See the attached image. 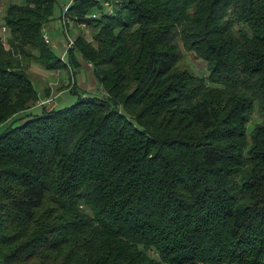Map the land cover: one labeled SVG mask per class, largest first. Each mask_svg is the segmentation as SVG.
I'll use <instances>...</instances> for the list:
<instances>
[{
	"label": "trees",
	"instance_id": "trees-1",
	"mask_svg": "<svg viewBox=\"0 0 264 264\" xmlns=\"http://www.w3.org/2000/svg\"><path fill=\"white\" fill-rule=\"evenodd\" d=\"M56 2L3 3L0 264H264V0H70L65 58ZM78 56L98 93L31 112Z\"/></svg>",
	"mask_w": 264,
	"mask_h": 264
},
{
	"label": "rangeland",
	"instance_id": "rangeland-1",
	"mask_svg": "<svg viewBox=\"0 0 264 264\" xmlns=\"http://www.w3.org/2000/svg\"><path fill=\"white\" fill-rule=\"evenodd\" d=\"M63 1L68 3L69 0H63ZM22 2H23V0H0V5H1V7H0V24L2 23V16L4 13L3 3L7 4V3H22ZM61 6H62V3L60 2V0H57V2L55 3V6H54L53 18L48 20L44 25L45 29L49 35V42H50L49 44L55 50V52H58L59 48L62 49V47H65L67 37H70L73 40L79 34L84 36L85 38H88V39H91V37H92L91 30H90V27L88 25H85V24L83 25V24H79V23L77 24V23L71 22L69 20H68V24H66L67 19L65 17H64L65 21H64V25H63V22L61 21L63 16L61 15L62 17H59V12H60ZM6 33H7L6 30L2 32L1 28H0L1 39H3V40L6 39L5 38L7 36ZM182 52H183V57L177 61V67L178 68H180V69H182V68L191 69L194 72L198 73L199 75H203V76L206 75L207 68L204 65L203 61H201L198 58H194V56L190 52L184 50L183 48H182ZM65 54L63 55L64 57L66 56ZM33 65L37 66V67H33V66L28 67L27 72L29 73L30 77L32 78L33 82L35 83V85L37 87L38 94H39L37 98L39 100H37L35 102V104H33L30 107L29 110L31 112H39L42 109V107L36 106V105H42L44 103L43 101L48 102V104H50V105H53L52 103H50L51 101L53 103L55 102V106H57V107L65 106V105H68V104L75 101L76 95L69 90H66V92H63V93L61 92V94H59V95L56 94V92L59 89H61L60 87L57 88L56 90L54 89V91H53L54 95L52 96V100L51 99H46V100L42 99L44 97H47L48 95H46L44 91L41 92L40 90H42V86H43V84H45V82H47L48 80L52 81V76L50 75L49 71L44 70L45 68H43L42 66H40L36 62H34ZM35 69L37 70V72L34 71ZM38 69H41V70H38ZM60 70H62V68ZM44 72H45V74H44ZM65 72L66 71L62 70V76H64V77L66 75ZM89 80H91V78H89ZM56 87H57V85L55 84V88ZM95 91L98 93L99 90H95ZM252 118L254 120H257V121L262 120L261 116L258 115L256 112H254V114L252 115ZM3 123L0 124V130L3 128ZM252 125H253L252 122H249L247 124V135H248Z\"/></svg>",
	"mask_w": 264,
	"mask_h": 264
},
{
	"label": "crops",
	"instance_id": "crops-1",
	"mask_svg": "<svg viewBox=\"0 0 264 264\" xmlns=\"http://www.w3.org/2000/svg\"><path fill=\"white\" fill-rule=\"evenodd\" d=\"M60 2L62 3V6H64L66 4V2H64L63 0L62 1L60 0ZM44 25H43V28H45ZM46 41H47L48 44L50 43L49 42V35H48ZM63 50H64V47H62V49L59 48L58 52H56V53L61 55L63 53ZM76 60H77V64L78 65L74 66V68L62 69L64 71H66L65 72L66 73L65 77L62 76V70H60V69H57V70L56 69H52V70L51 69H44V70L50 72V75L52 76V81L48 80L47 82H45V84H43L42 90H40V91L43 92V89H45L47 87L49 89V95L47 97L42 98V99H44V100L51 99L52 100V96L54 95L53 94L54 89L56 90L59 87L61 89H59L56 92V94L59 95V94H61V92L62 93L66 92V90H68V87H65V86L68 83L69 84L74 83V85L78 89H81L83 91L85 90V91H88V92H92V91L96 90V88H97V80H96V78H95V76H94V74H93V72L91 70L90 63L85 61L84 59H82L79 56L77 57ZM31 66L37 67V66H34L33 63H31L28 67H31ZM38 70H41V69H38ZM34 71L37 72L36 69ZM44 74H45V72H44ZM89 78H91V80H89ZM55 84L57 85L56 88H55ZM50 103H52L53 106H55V102L53 103L51 101ZM36 106H41V105H36Z\"/></svg>",
	"mask_w": 264,
	"mask_h": 264
},
{
	"label": "built area",
	"instance_id": "built-area-1",
	"mask_svg": "<svg viewBox=\"0 0 264 264\" xmlns=\"http://www.w3.org/2000/svg\"><path fill=\"white\" fill-rule=\"evenodd\" d=\"M63 8H64V9L67 8L66 4L63 6ZM62 16H63V15H62ZM61 20H62L63 25H64V21H65V20H64V16L62 17ZM1 30H2V31H5V27L2 26V27H1ZM43 37H44L45 40H47L48 33H47V31H46L45 28L43 29ZM73 44H74V40L71 39L70 37H67L66 45H65V47H64V50H63V53H62L61 56H63V55L66 53L67 49H68L69 47L73 46ZM42 101H43V100H42ZM43 102H44V101H43Z\"/></svg>",
	"mask_w": 264,
	"mask_h": 264
}]
</instances>
